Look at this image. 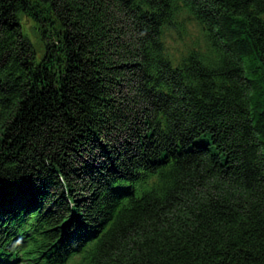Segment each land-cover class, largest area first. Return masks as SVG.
Wrapping results in <instances>:
<instances>
[{"label": "trees", "instance_id": "1", "mask_svg": "<svg viewBox=\"0 0 264 264\" xmlns=\"http://www.w3.org/2000/svg\"><path fill=\"white\" fill-rule=\"evenodd\" d=\"M19 262L264 264V0H0Z\"/></svg>", "mask_w": 264, "mask_h": 264}, {"label": "rangeland", "instance_id": "2", "mask_svg": "<svg viewBox=\"0 0 264 264\" xmlns=\"http://www.w3.org/2000/svg\"><path fill=\"white\" fill-rule=\"evenodd\" d=\"M24 25H25V28L27 30V33L29 34V36L31 37L32 41L35 43V45L37 46V48L40 49V45H41V41H40V38H39V35L37 33V27L34 25L33 22H31L30 20H24ZM177 44L178 45V49L177 50H181L183 49L184 45H182V43H180L179 40H176L173 42V44Z\"/></svg>", "mask_w": 264, "mask_h": 264}]
</instances>
